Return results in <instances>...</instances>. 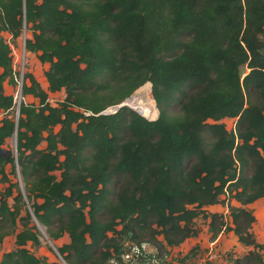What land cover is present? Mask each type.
<instances>
[{"label": "trees", "instance_id": "1", "mask_svg": "<svg viewBox=\"0 0 264 264\" xmlns=\"http://www.w3.org/2000/svg\"><path fill=\"white\" fill-rule=\"evenodd\" d=\"M23 33L46 86L23 74L15 124L2 85ZM148 82L154 120L99 113ZM0 113V147L14 131L16 142L15 157L0 154V243L14 238L0 264H59L26 247L39 245L31 216L50 240L67 236L64 264H106L124 239L178 247L200 216L211 238L252 247L232 264H263L242 206L264 201V0H0ZM14 162L24 195L4 170ZM226 188L239 204H226L228 223L205 207Z\"/></svg>", "mask_w": 264, "mask_h": 264}, {"label": "rangeland", "instance_id": "2", "mask_svg": "<svg viewBox=\"0 0 264 264\" xmlns=\"http://www.w3.org/2000/svg\"><path fill=\"white\" fill-rule=\"evenodd\" d=\"M21 40L22 38L17 39L10 44V46H12L14 50V60L15 61H18L19 59V48H20ZM30 56L32 55L27 54L25 52L24 73L30 72L31 74L35 75L39 79L41 72L44 71L43 70L44 64H39V62H36L35 60H31ZM15 65L16 63L14 64V66ZM46 67L47 66H45V68ZM42 85L44 86L45 83L42 82ZM148 85H149V93H150V84L148 83ZM11 90H12L11 88L6 87V94H10ZM136 92H138V90L137 91L134 90L131 93V96L136 97L138 95ZM47 96H48L49 103L51 105H54L63 98V92L62 91L53 92V93H49ZM124 106L135 111L133 108L129 107L128 105H124ZM154 107H155V104H154ZM156 110L157 109L155 108V111ZM176 110H177L176 106L173 105L169 109V112L171 113L172 111H176ZM156 116H157V111H156L155 118ZM1 117H2V114L0 115V118ZM9 117L15 120V110L14 109L9 110ZM222 122H224L225 126L228 128V127H231V125L234 123V119H224ZM15 143L16 142H15L14 135L7 137L4 140V143L2 144V146L0 147V154H1V151H2V154L3 152H8L13 157H15L16 156ZM4 170L6 173H10L8 174V177L11 179L12 182L17 183V187L20 190L22 189V193H23V187H22L23 183L18 173L19 172L18 165L14 162L13 172H11L10 164H5ZM52 173L58 177L59 171L56 170V171H53ZM242 174L248 175L249 172L243 168ZM5 185H6L5 183H0V192L3 190ZM109 187L112 188L113 191H115L116 184L109 185ZM111 198H113V194L111 195ZM219 200L220 201L216 204H213L214 206L211 207L210 210L208 211L222 213L224 215L225 221L228 223L229 216H228L226 204L228 203L229 205H232V206H239V204L233 198L230 197V195L228 194V188H226V192L220 195ZM8 202L11 203L10 198L8 199ZM242 207L247 209L254 218L253 222L250 225V229H249L254 240L258 243L264 242V201L262 199H256L252 201L251 203L246 204ZM25 211L31 212V209L30 207H28V203L24 199L22 210L20 213L21 216L24 215ZM206 221L207 220L203 219L201 216L196 217L193 220V224L200 230L198 235L196 237L185 239L179 245V247L170 248L169 249L170 260L168 264H232L235 258H241L249 250H251L252 248L251 246H244L241 243H239L237 241L236 236L231 231L220 232L216 235L214 239L211 238L209 230L207 228ZM30 225H35L36 227V229L34 228L33 230L35 231L37 235V238L39 240V245L32 246L30 242H26V247L34 255L38 257H44L46 262L64 264L62 260L60 259L57 253V250H56V247L61 245L63 243L62 241L64 240H60V239L59 241L50 240L47 237L46 233L44 232V227L41 226L38 222L36 223L35 219H33L32 216H31ZM20 228L21 227L19 223L17 222L16 230H19ZM116 228L118 229L119 226H117ZM13 239L14 238L12 235H8L4 237V239L0 243V252L13 249L14 248ZM259 253H261L262 255L263 264H264V251L261 250L259 251Z\"/></svg>", "mask_w": 264, "mask_h": 264}, {"label": "built area", "instance_id": "3", "mask_svg": "<svg viewBox=\"0 0 264 264\" xmlns=\"http://www.w3.org/2000/svg\"><path fill=\"white\" fill-rule=\"evenodd\" d=\"M22 40L20 41L19 48V59L18 61L14 60V50L12 46L11 57L12 59V80L13 87L11 91L12 96V106L11 108L17 113L21 103H25L27 98L21 92L22 88V77L24 74V34L21 36ZM20 38V39H21ZM9 40V37H7ZM16 65L14 66V64ZM117 109L116 106H109L101 111L103 114L113 113ZM233 127V125H231ZM160 237H158L159 239ZM144 244H147L149 247L145 249ZM169 248H166V251H159L157 246L147 240H139L137 242L124 239L121 242L120 249L116 255H111L107 260L106 264H112V261H115V264H168L169 263Z\"/></svg>", "mask_w": 264, "mask_h": 264}, {"label": "bare ground", "instance_id": "4", "mask_svg": "<svg viewBox=\"0 0 264 264\" xmlns=\"http://www.w3.org/2000/svg\"><path fill=\"white\" fill-rule=\"evenodd\" d=\"M136 93L138 94L136 97L131 96L130 98L126 99L125 103L134 110H137V112L139 111L138 113H141V115L145 118L154 119L156 111L153 103L154 101L149 93V85H145Z\"/></svg>", "mask_w": 264, "mask_h": 264}, {"label": "crops", "instance_id": "5", "mask_svg": "<svg viewBox=\"0 0 264 264\" xmlns=\"http://www.w3.org/2000/svg\"><path fill=\"white\" fill-rule=\"evenodd\" d=\"M30 59H31V60H35L36 62H38V61L35 59L34 56H30ZM39 64H40V63H39ZM45 66H46V65L44 64V65H43V70H44ZM32 75H33V74H32ZM33 76H34V78L39 82V84L41 85V87L45 89L46 84H45L44 86L42 85V82L45 83V80H44L45 78H44V76H43V71L41 72V75H40V78H39V79H38L35 75H33ZM40 79H41V81H40ZM6 87H7V88H12L11 85H9L8 83L4 82L3 85H2V89H3V93H4V94H6ZM6 95H8V94H6ZM0 115H1V113H0ZM213 206H214V205H209V206H207V209L210 210V208L213 207ZM206 222H207V221H206ZM60 240H64V241H62L63 243H64V242H67V236H66V235H63V237H62ZM58 241H59V240H58ZM178 247H179V246H178ZM170 248H172V247H169V249H170ZM1 253H2V252H0V255H1Z\"/></svg>", "mask_w": 264, "mask_h": 264}, {"label": "clouds", "instance_id": "6", "mask_svg": "<svg viewBox=\"0 0 264 264\" xmlns=\"http://www.w3.org/2000/svg\"><path fill=\"white\" fill-rule=\"evenodd\" d=\"M24 34V33H23ZM149 83V82H148ZM150 84V83H149ZM13 87V86H12ZM12 89V88H11ZM12 91V90H11ZM10 91V92H11ZM10 95H11V93H10ZM131 96V95H130ZM12 97V96H11ZM128 98V97H127ZM127 98H125L121 103H119V104H116V105H112V106H116L117 107V109L120 107V106H124V105H127L125 102H126V99ZM109 107V106H108ZM130 107V106H129ZM107 108V107H106ZM116 109V110H117ZM116 110L114 111V112H116ZM113 112V113H114ZM135 112L136 113H138L136 110H135ZM99 113H101V111L99 112ZM17 114H18V111H17ZM101 114H103V113H101ZM107 114H112V113H107ZM139 115H141L140 113H138ZM16 116V115H15ZM142 116V115H141ZM142 117H144V116H142ZM145 118V117H144ZM145 119H147V118H145ZM155 119V118H154ZM154 119H152V120H154ZM148 120V119H147ZM143 247L145 248V249H147L149 246L147 245V244H144L143 245ZM112 264H115V261H112Z\"/></svg>", "mask_w": 264, "mask_h": 264}, {"label": "water", "instance_id": "7", "mask_svg": "<svg viewBox=\"0 0 264 264\" xmlns=\"http://www.w3.org/2000/svg\"><path fill=\"white\" fill-rule=\"evenodd\" d=\"M15 124H16V120H17V116H18V114L17 113H15ZM148 120H152V119H148ZM14 136H15V131H14V134H13ZM21 191H22V189H21ZM31 213V212H30ZM60 257V256H59ZM60 259L62 260V258L60 257ZM62 262H63V260H62ZM64 263V262H63Z\"/></svg>", "mask_w": 264, "mask_h": 264}]
</instances>
